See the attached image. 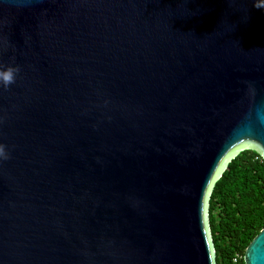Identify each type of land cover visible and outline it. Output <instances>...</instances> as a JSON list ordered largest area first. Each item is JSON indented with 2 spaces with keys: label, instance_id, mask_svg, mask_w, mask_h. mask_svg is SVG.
Instances as JSON below:
<instances>
[{
  "label": "water",
  "instance_id": "water-1",
  "mask_svg": "<svg viewBox=\"0 0 264 264\" xmlns=\"http://www.w3.org/2000/svg\"><path fill=\"white\" fill-rule=\"evenodd\" d=\"M255 5L0 0V264H217L214 185L264 159Z\"/></svg>",
  "mask_w": 264,
  "mask_h": 264
},
{
  "label": "trees",
  "instance_id": "trees-1",
  "mask_svg": "<svg viewBox=\"0 0 264 264\" xmlns=\"http://www.w3.org/2000/svg\"><path fill=\"white\" fill-rule=\"evenodd\" d=\"M209 223L217 264H244L246 247L264 227V159L255 148L237 154L216 181Z\"/></svg>",
  "mask_w": 264,
  "mask_h": 264
},
{
  "label": "clouds",
  "instance_id": "clouds-1",
  "mask_svg": "<svg viewBox=\"0 0 264 264\" xmlns=\"http://www.w3.org/2000/svg\"><path fill=\"white\" fill-rule=\"evenodd\" d=\"M255 6L264 7V2H262V0H256ZM19 73L20 68L14 64H0V87L6 90L11 85L15 84ZM8 158L9 154L6 151V146L0 144V161L7 160Z\"/></svg>",
  "mask_w": 264,
  "mask_h": 264
},
{
  "label": "built area",
  "instance_id": "built-area-1",
  "mask_svg": "<svg viewBox=\"0 0 264 264\" xmlns=\"http://www.w3.org/2000/svg\"><path fill=\"white\" fill-rule=\"evenodd\" d=\"M238 259H239V256L233 257V259H232L233 264H238Z\"/></svg>",
  "mask_w": 264,
  "mask_h": 264
}]
</instances>
